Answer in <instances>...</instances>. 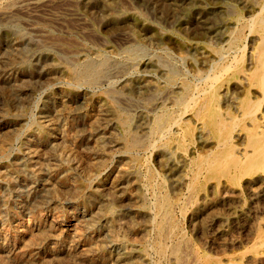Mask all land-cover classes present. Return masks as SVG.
Masks as SVG:
<instances>
[{
  "label": "rangeland",
  "instance_id": "rangeland-1",
  "mask_svg": "<svg viewBox=\"0 0 264 264\" xmlns=\"http://www.w3.org/2000/svg\"><path fill=\"white\" fill-rule=\"evenodd\" d=\"M23 3L24 0H0V263L126 264L122 260L129 256L131 260H127L130 264H264V245L261 243L264 238V210L261 209L264 208V167H259L255 172L227 169L230 162L227 159L223 163L221 159L226 156L228 141L235 139L238 143H244L245 130L252 122L251 117L241 113L237 119L228 120L227 127L222 131V136L228 137L226 140L225 137L219 138L202 117V104H210L209 98L213 92L219 93V105L223 106L228 94L230 98H239L237 101L246 97L248 89L254 98L264 94L263 82L260 84L246 77V72L256 62L264 39V0H40L36 8L26 7ZM248 21L252 24L248 25ZM219 51L221 55L227 54L224 55L227 59ZM237 58L241 59L237 61ZM241 72H244L243 75ZM180 97L188 99L186 106L176 102ZM107 98H110V102ZM110 103L114 105L113 108ZM261 107L264 108V105ZM122 110L128 117L129 130L139 138L135 144L137 146L131 149L125 145L124 128L118 119V113ZM159 114L165 115L167 122L164 121L165 132L162 130L155 136L151 127ZM184 120L190 122L185 123ZM36 121H45L47 130H42V133ZM25 139L29 143V139L36 140L31 148L36 147L38 152L32 157L28 155L30 150ZM51 142L59 148L53 150ZM243 143L241 147L245 145ZM61 150L64 151L61 153ZM219 150L222 155H218L215 167L196 166L198 160L195 158L200 159L207 154L211 156ZM31 158L42 167L41 172L30 167L27 160ZM62 158L72 163L63 162ZM232 158L234 156L229 160ZM17 159L21 163L17 164ZM112 190H115L114 193ZM161 193L173 202V216L170 214L172 217H169V225H166L169 234L166 229L162 234L156 229L160 216L155 201L162 196ZM116 237H120L121 241ZM159 240L166 245L164 256L157 251ZM174 244L179 245V252L172 251ZM169 251L171 255H168ZM58 255L61 259L64 256L63 259ZM217 256L218 259L215 258Z\"/></svg>",
  "mask_w": 264,
  "mask_h": 264
},
{
  "label": "bare ground",
  "instance_id": "bare-ground-1",
  "mask_svg": "<svg viewBox=\"0 0 264 264\" xmlns=\"http://www.w3.org/2000/svg\"><path fill=\"white\" fill-rule=\"evenodd\" d=\"M16 2V1H15ZM258 3V2H257ZM24 5H26V7L29 5V6H32V7H35L36 8V6L38 7V5L40 4V0H24V3H23ZM42 5V4H41ZM264 5V4H263ZM23 6V5H22ZM264 7V6H263ZM262 7V8H263ZM19 9V8H18ZM13 10V9H12ZM261 10V9H260ZM259 9H258V11H260ZM257 12V11H256ZM255 12V13H256ZM260 13V16H261V12H259ZM251 14V13H250ZM264 15V14H263ZM110 16V15H109ZM258 16V15H257ZM113 17V16H112ZM259 17V16H258ZM262 17V16H261ZM111 19V18H110ZM242 19V18H241ZM240 20V19H239ZM243 20H245V19H243ZM249 20H250V18H249ZM261 20V19H260ZM132 21V20H131ZM262 21V20H261ZM129 22V21H128ZM245 22V21H244ZM253 22H255V20H253ZM127 24V23H126ZM131 24V23H130ZM143 24V23H142ZM237 24V23H236ZM242 24V23H241ZM250 24H252V23H250ZM249 24V21H248V25H250ZM132 25V24H131ZM134 25V24H133ZM132 25V26H133ZM144 26V25H143ZM241 26V25H240ZM255 26H257V25H255ZM260 26V25H259ZM258 26V27H259ZM262 27V26H261ZM264 27V26H263ZM262 27V28H263ZM241 28V27H240ZM130 29V28H129ZM238 29V28H237ZM237 29H235V30H237ZM249 29V28H248ZM139 30V29H138ZM234 30V31H235ZM239 30H241V29H239ZM239 30H238V33H239ZM243 30V29H242ZM233 31V32H234ZM152 32V31H151ZM150 32V33H151ZM242 32V31H241ZM133 33V32H132ZM154 33V32H153ZM199 33H200V31H199ZM202 34V33H201ZM232 34V33H231ZM155 35V34H154ZM237 35V34H236ZM235 35V36H236ZM260 35H262V34H260ZM131 36V35H130ZM231 37V36H230ZM158 38H159V36H158ZM240 38V37H239ZM242 38V37H241ZM257 38V37H256ZM230 39V38H229ZM235 39V38H234ZM233 39V40H234ZM255 39V38H254ZM262 39V38H261ZM237 40V39H236ZM235 41V40H234ZM190 42V41H189ZM250 42V41H249ZM193 43H194V41H193ZM230 43V41L228 42V44ZM237 44H238V42H236ZM239 43H240V41H239ZM194 45V44H193ZM256 45V44H255ZM225 46V45H224ZM229 46V45H228ZM234 46V45H233ZM253 46V45H252ZM217 47V46H216ZM231 47V46H230ZM243 47H244V45H243ZM249 47H251V46H249ZM227 48H229V47H226V49ZM190 49V48H189ZM214 49V48H213ZM200 50H202V49H200ZM214 50H216V48L214 49ZM218 50V49H217ZM221 50V49H220ZM235 50V49H234ZM241 51H243L242 49H240ZM256 50V49H255ZM204 51V50H203ZM222 51V50H221ZM232 51V50H231ZM236 52L238 51V50H235ZM240 51V52H241ZM244 51H245V49H244ZM243 51V52H244ZM249 51V50H248ZM137 52V51H136ZM196 52H198V51H196ZM216 52H218V51H216ZM235 52V53H236ZM242 52V53H243ZM256 52H257V50H256ZM199 53V52H198ZM209 53V52H208ZM211 53V52H210ZM219 53H220V51H219ZM227 53V52H226ZM238 53V52H237ZM241 53V55H243ZM222 53H220V55H221ZM233 54V53H232ZM247 54H248V52H247ZM217 55H218V53H217ZM224 55H227V54H224ZM224 55H221V56H224ZM197 56V55H196ZM215 56V55H214ZM236 56V55H235ZM245 56H249V55H245ZM198 57H199V55H198ZM213 57V56H212ZM225 57V56H224ZM252 57V56H251ZM223 58V57H222ZM226 58V57H225ZM256 58L257 59H255L256 60V62H255V64L252 66V62H251V68H250V70L248 71V72H246V77H247V80H248V78L250 79H254V80H256V82H260V84H263L264 83V39H263V41H262V43H261V46H260V49H259V51H258V53H257V55H256ZM220 59V58H219ZM227 59V58H226ZM241 58H237V61H239ZM218 60V59H217ZM224 60V59H223ZM202 61V60H201ZM213 61V60H212ZM216 61V60H215ZM215 61H214V63H215ZM225 61V60H224ZM230 61V60H229ZM235 62V61H234ZM248 62V61H247ZM90 63V62H89ZM94 63V62H93ZM231 63V62H230ZM59 65L61 64V63H58ZM57 64V65H58ZM211 64V63H210ZM228 64V63H227ZM232 64V63H231ZM235 64V63H234ZM248 64V65H249ZM62 65V64H61ZM164 65V64H163ZM219 65V64H218ZM247 65V66H248ZM54 66V65H53ZM52 66V67H53ZM213 66V65H212ZM211 66V67H212ZM232 66H234V65H232ZM245 66V65H244ZM60 67V66H59ZM216 67V66H215ZM227 67V66H226ZM225 67V68H226ZM23 68V67H22ZM55 67H53V69H54ZM66 68V67H65ZM172 68V67H171ZM210 68V67H209ZM245 68V67H244ZM214 69V68H213ZM212 69V70H213ZM249 69V68H248ZM28 70V69H27ZM71 70V69H70ZM69 70V71H70ZM225 70V69H224ZM51 71V70H50ZM57 71V70H56ZM135 71V70H134ZM208 71V70H207ZM211 71V70H210ZM229 71H230V69H229ZM241 71V70H240ZM244 71V70H243ZM19 72H21V71H19ZM48 72V71H47ZM46 72V73H47ZM213 71H211V73H212ZM217 72V71H216ZM238 72V71H237ZM24 73H25V71H24ZM62 73H63V71H62ZM62 73H60V74H62ZM77 73V72H76ZM91 73V72H90ZM147 73V72H146ZM209 73V72H208ZM242 73V72H241ZM244 73V72H243ZM243 73H242V75H243ZM56 74V73H55ZM66 74V73H65ZM214 74H216V73H214ZM213 74V75H214ZM29 75V74H28ZM52 75V74H51ZM57 75V74H56ZM205 75H208V74H205ZM245 75V74H244ZM30 76V75H29ZM48 76V75H47ZM71 76H72V73H71ZM94 76V75H93ZM49 77V76H48ZM222 77V76H221ZM245 77V78H246ZM29 78V77H28ZM212 79H213V77H211ZM219 78V77H218ZM25 79V78H24ZM204 79V78H203ZM250 79V80H251ZM217 80V79H216ZM216 80H215V82H216ZM209 81H210V78H209ZM208 80H207V82H209ZM223 81V80H222ZM232 81V80H231ZM253 81V80H252ZM189 82V81H188ZM187 82V83H188ZM199 82V81H198ZM245 82V81H244ZM263 82V83H262ZM200 83V82H199ZM211 83V82H210ZM225 83V82H224ZM246 83V82H245ZM249 83V82H248ZM247 83V84H248ZM252 83V82H251ZM255 83V82H254ZM195 84V83H194ZM203 84H205V82H203ZM230 84H232V83H230ZM237 84V83H236ZM191 85H192V83H191ZM190 85V86H191ZM199 87H200V85L199 84H197ZM207 85V84H206ZM197 86V87H198ZM202 86V85H201ZM263 86V85H262ZM187 87V86H186ZM196 87V88H197ZM229 87V86H228ZM234 87V86H233ZM261 87V86H260ZM191 88V87H190ZM205 88H207V86L205 87ZM204 88V89H205ZM239 88V87H238ZM226 89V88H225ZM229 89V88H228ZM231 89V88H230ZM237 89V88H236ZM262 89V88H261ZM180 90V89H179ZM188 90V89H187ZM187 90H186V92H187ZM196 90H198V88L196 89ZM203 90V89H202ZM238 90V89H237ZM178 91V90H177ZM190 91V90H189ZM191 91H192V89H191ZM231 91V90H230ZM253 91V90H252ZM256 91V90H255ZM182 92H183V90H182ZM193 92V91H192ZM197 92V91H196ZM199 92V91H198ZM240 92V91H239ZM264 92V91H263ZM180 93V92H179ZM223 93H225L224 91H223ZM232 93V92H231ZM257 93V92H256ZM66 94V93H65ZM64 95V94H63ZM185 95H187V93L185 94ZM224 95V94H223ZM231 95V94H230ZM234 95V94H233ZM182 96V95H181ZM190 96H192V95H190ZM197 96V95H196ZM227 96V95H226ZM246 97H244V99H242V100H240V101H237V99H239V98H237V97H229V94H228V99H226V103H225V105L223 106V105H219V101H218V98H219V93H216V92H213L212 94H211V96H210V104L209 105H207V104H202V108H203V115H202V117L205 119V120H207L208 121V124L211 126V128L213 129V131L215 132V134L219 137V138H223V137H225L224 139L226 140V138H228V137H226V136H222V131L227 127V125H228V120H230V121H232L233 119H237L236 117L238 116V115H240L241 113H242V115H244V116H250L251 117V123H250V126L248 127V128H246V130H245V140H244V143H245V145H243V147H241L240 146V144L241 143H243V141L242 142H239L238 143V141L236 142V140L234 139V140H231V141H228L227 143V152H226V156L225 157H221V159H223L224 160V162L223 163H225V161L228 159V161L230 162V164L227 166V169H233V168H236V169H246L248 172H255L256 170H258V168L259 167H264V108H262L261 106L262 105H264V94H262L260 97H257L256 96V98H254V96H251V92H250V89H248V92H247V94L245 95ZM67 97V96H66ZM66 97H65V100H66ZM98 97V96H97ZM96 97V98H97ZM104 97H105V95H104ZM60 98V97H59ZM64 98V97H63ZM62 98V99H63ZM191 98V97H190ZM61 99V98H60ZM108 99V98H107ZM110 99V98H109ZM109 99H108V101H109ZM176 99V98H175ZM196 99V98H195ZM163 100V99H162ZM187 100L188 99H186V97H180L176 102H178L179 104H181V105H185L186 104V102H187ZM199 100V99H198ZM223 100V99H222ZM236 100V101H235ZM63 101V100H62ZM103 101H105V100H103ZM112 101V100H111ZM196 101V100H195ZM206 101V100H205ZM235 101V102H234ZM67 102V101H66ZM94 102V101H93ZM110 102V101H109ZM113 102V101H112ZM111 102V103H112ZM199 102V101H198ZM208 102V101H207ZM222 102V101H221ZM102 103V102H101ZM100 103V104H101ZM105 103V102H104ZM111 103H110V105H111ZM189 103V102H188ZM190 103H191V101H190ZM223 103V102H222ZM196 104V103H195ZM97 105V104H96ZM174 105V104H173ZM176 105V104H175ZM178 105V104H177ZM189 105V104H188ZM187 105V106H188ZM192 105H194V103L192 104ZM198 105V104H197ZM62 106V105H61ZM60 106V107H61ZM101 106V105H100ZM99 106V107H100ZM114 106V105H113ZM113 106L111 105V107L113 108ZM117 106V105H116ZM116 106H115V108H116ZM179 106V105H178ZM186 106V105H185ZM199 106H201V105H199ZM198 106V107H199ZM99 107H97V109L99 108ZM107 108V107H106ZM188 108V107H187ZM186 108V109H187ZM191 108V107H190ZM194 108V107H193ZM60 109V108H59ZM94 109V108H93ZM102 109H103V107H102ZM119 109V108H118ZM169 109V108H168ZM172 109V108H171ZM184 109V108H183ZM200 109V108H199ZM199 109H198V112L200 113L201 111H199ZM107 110V109H106ZM106 110H103V111H106ZM257 110H259V113H257ZM99 111V110H98ZM183 111H185V110H182V112ZM197 111V110H196ZM114 112V111H113ZM116 112V111H115ZM179 112V111H178ZM197 112V114L199 115V113ZM110 113V112H109ZM185 113H186V111H185ZM92 114V113H91ZM97 114H99V113H97ZM101 114H103V113H101ZM126 113H123V110L121 111V113H118V119L120 120V122H121V124L123 125V128H124V137H125V145H126V147L127 148H132L133 146H137V145H135L136 143H137V141H139L138 139L139 138H136L134 135V133L132 132L131 133V131L129 130V128H128V124H129V122H128V117L125 115ZM172 114V113H171ZM174 114V113H173ZM177 114V113H176ZM184 114V113H183ZM90 115V114H89ZM104 115V114H103ZM114 115V114H113ZM178 115H179V113H178ZM96 116H99V115H96ZM105 116V115H104ZM180 116H182V114L180 115ZM190 116V115H189ZM195 116V115H194ZM169 117H170V115H169ZM197 117V116H196ZM116 117H114V119H115ZM165 115H156V117H155V119H154V122H153V126L151 127V132H152V134H155V136H156V133H159V132H161L162 130H163V126H164V124H166L164 121H166L165 119ZM172 118V117H171ZM176 118V117H175ZM195 118V117H194ZM199 118V117H198ZM41 119V118H40ZM44 119V118H43ZM94 119V118H93ZM101 119H102V117H101ZM113 119V118H112ZM169 120H171L170 118H168ZM178 119H179V117H178ZM197 119V118H196ZM239 119V118H238ZM104 120V119H103ZM106 120V119H105ZM168 120V121H169ZM195 120V119H194ZM42 121V120H41ZM41 121L39 122V123H37V121H36V123L38 124L37 126L41 129V131L43 130V131H45V130H47V129H45V128H47V126H48V124L46 125V124H44L45 123V121H44V123H41ZM101 121V120H100ZM115 120H113V122H114ZM174 121V120H173ZM185 121V120H184ZM187 121V120H186ZM186 121H185V123H186ZM189 121V120H188ZM187 121V122H188ZM246 121V120H245ZM98 122V121H97ZM96 122V123H97ZM109 122H110V120H109ZM167 122V121H166ZM181 122V121H180ZM190 122V121H189ZM238 122V121H237ZM242 122V121H241ZM250 122V121H249ZM93 123V122H92ZM95 123V124H96ZM102 123V122H101ZM116 123V122H115ZM177 123V122H176ZM176 123H174V124H176ZM196 123V122H195ZM235 123V122H234ZM98 124V123H97ZM105 124V123H104ZM119 124V123H118ZM170 124V123H169ZM192 124V123H191ZM194 124V123H193ZM236 124V123H235ZM248 124V123H247ZM102 125V124H101ZM182 125V124H181ZM180 125V126H181ZM185 125V124H184ZM234 125V124H233ZM52 126V125H51ZM121 126V125H120ZM169 126V125H168ZM172 126V125H171ZM176 126V125H175ZM174 126V127H175ZM180 126H178V128L180 127ZM199 126V125H198ZM232 126V125H231ZM244 126V125H243ZM98 127V126H97ZM101 127V126H100ZM109 127V126H108ZM129 127H130V124H129ZM173 127V126H172ZM235 127V126H234ZM106 128V127H105ZM115 128V127H114ZM166 128V127H165ZM170 128V127H169ZM177 128V127H176ZM190 128V127H189ZM192 128V127H191ZM190 128V129H191ZM110 129V128H109ZM116 129V128H115ZM173 129V128H172ZM180 129V128H179ZM193 129L195 130V127H193ZM237 129V128H236ZM239 129V128H238ZM49 130V129H48ZM97 130V129H96ZM112 130H113V127H112ZM119 130V129H118ZM166 130V129H165ZM38 131V130H37ZM43 131H42V133H43ZM99 131V130H98ZM122 131H123V129H122ZM164 131V130H163ZM190 131V130H189ZM57 132V131H56ZM97 132V131H96ZM165 132V131H164ZM170 132V131H169ZM172 132V131H171ZM170 132V133H171ZM181 132V131H180ZM192 132V131H191ZM8 133V132H7ZM38 133V132H37ZM46 133H48L47 131H46ZM45 133V134H46ZM120 133V132H119ZM118 133V134H119ZM178 133V132H177ZM183 133V132H182ZM232 133V132H231ZM9 134V133H8ZM28 134V133H27ZM44 134V135H45ZM60 134V133H59ZM107 134V133H106ZM134 134V135H133ZM151 134V133H150ZM151 134V135H152ZM168 134V133H167ZM193 134V133H192ZM233 134H235V133H233ZM243 134V133H242ZM35 135L36 134H34V137H35ZM40 135H42V134H40ZM51 135V134H50ZM54 135V134H53ZM91 135V134H90ZM99 135V134H98ZM101 135V134H100ZM112 135V134H111ZM150 135V136H151ZM180 135V134H179ZM178 135V136H179ZM184 135V134H183ZM182 135V136H183ZM186 135H187V133H186ZM198 135V134H197ZM232 135V134H231ZM238 135V134H237ZM235 136V137H238V136ZM8 136H10V135H8ZM12 136V135H11ZM103 136H104V134H103ZM154 136V137H155ZM159 136H161V135H159ZM168 136V135H167ZM166 136V137H167ZM177 136V137H178ZM204 136V135H203ZM242 136V135H241ZM7 137V136H6ZM42 137H44V136H42ZM95 137V136H94ZM100 137V136H99ZM114 137V136H113ZM137 137H139V136H137ZM158 137V136H157ZM185 137V136H184ZM183 137V138H184ZM12 138V137H11ZM31 138V137H30ZM38 138H40V136L39 137H37V138H34V139H38ZM50 138V137H49ZM58 138V137H57ZM122 138V137H121ZM152 138H153V136H152ZM171 138V137H170ZM188 138V137H187ZM199 138V137H198ZM232 139H233V137H231ZM17 139V138H16ZM31 139H33V138H31ZM44 139V138H43ZM54 139V138H53ZM61 139V138H60ZM113 139V138H112ZM118 139V138H117ZM177 139V138H176ZM223 139V140H224ZM26 140V139H25ZM24 140V141H25ZM101 140V139H100ZM120 140V139H119ZM153 140H155V139H153ZM165 140V139H164ZM171 140V139H170ZM181 140V139H180ZM183 140V139H182ZM224 140V141H225ZM227 140H229V139H227ZM239 140V139H238ZM27 141V140H26ZM29 141H30V143L28 142L27 144H26V146L27 147H29V157L31 156H34L38 151L36 150L37 148L35 147V149L34 148H31V147H33V145L36 143V140H33V141H31L30 139H29ZM39 141V140H38ZM61 141H62V139H61ZM91 141V140H90ZM114 141V140H113ZM123 141V140H122ZM141 141V140H140ZM191 141V140H190ZM41 142V141H40ZM53 142V141H52ZM50 143V147L53 149V150H56V148L58 147H56L55 146V144L54 143ZM154 142V141H153ZM168 142H169V140H168ZM198 142V141H197ZM214 142H215V140H214ZM222 142V141H221ZM58 143V142H57ZM95 143V142H94ZM105 143H107V142H105ZM116 143V142H115ZM118 143H120V142H118ZM140 142H138V144H139ZM148 143H149V141H148ZM152 143V142H151ZM170 143V142H169ZM176 143V142H175ZM187 143H188V141H187ZM191 143V142H190ZM192 143H195V142H192ZM223 143V142H222ZM243 143V144H244ZM22 144V143H21ZM20 144V145H21ZM97 144V143H96ZM153 144V143H152ZM165 144V143H164ZM177 144V143H176ZM176 144L174 145V146H176ZM205 144V143H204ZM95 145V144H94ZM105 145V144H104ZM121 145V144H120ZM151 145V144H150ZM186 145V144H185ZM193 145V144H192ZM201 145V144H200ZM206 145V144H205ZM222 145V144H221ZM225 145V144H224ZM22 146V145H21ZM44 146V145H43ZM61 146V145H60ZM64 146V145H63ZM66 146V145H65ZM149 146V145H148ZM166 146V145H165ZM183 146V145H182ZM189 146V145H188ZM195 146V145H194ZM193 146V147H194ZM216 146V145H215ZM219 146V145H218ZM48 147V146H47ZM102 147H104L103 145H102ZM109 147V146H108ZM203 147V146H202ZM4 148V147H3ZM22 148V147H21ZM31 148V149H30ZM50 148V149H51ZM59 148V147H58ZM62 148V147H61ZM177 148V147H176ZM182 148V147H181ZM201 148V147H200ZM220 148V147H219ZM2 149V148H1ZM6 149V148H5ZM5 149H3V150H5ZM38 149H40V148H38ZM42 149V148H41ZM44 149H45V147H44ZM47 149V148H46ZM86 149V148H85ZM99 149V148H98ZM104 149V148H103ZM153 149V148H152ZM162 149V148H161ZM160 149V150H161ZM185 149V148H184ZM222 149V148H221ZM19 150V149H18ZM23 150V149H22ZM21 150V151H22ZM47 150H49V148L47 149ZM47 150H45L46 152H47ZM52 150V151H53ZM106 150V149H105ZM104 150V151H105ZM107 150H108V148H107ZM107 150H106V152H107ZM133 150H135V149H133ZM159 150V149H158ZM177 150V149H176ZM191 150V149H190ZM20 151V150H19ZM64 151V150H63ZM62 150H61V153L63 152ZM103 151V150H102ZM115 151V150H114ZM128 151V150H127ZM130 151V150H129ZM162 151H164V150H162ZM180 151V150H179ZM192 151H194V150H192ZM209 151V150H208ZM215 151V150H214ZM5 152V151H4ZM25 152V151H24ZM27 152V151H26ZM42 152H44V150L42 151ZM41 152V153H42ZM50 152V151H49ZM65 152H66V148H65ZM100 152V151H99ZM105 152V153H106ZM134 152V151H133ZM173 152V151H172ZM60 153V154H61ZM68 153H69V150H68ZM183 153V152H182ZM197 153V152H196ZM200 153V152H199ZM212 152L210 151V154H211ZM4 154V153H3ZM19 154V153H18ZM20 154H22V153H20ZM25 154H27V153H25ZM44 154H47V153H44ZM158 154H159V152H158ZM163 154V153H162ZM169 154H171V153H169ZM185 154H186V152H185ZM205 154V153H204ZM51 155V154H50ZM58 155V154H57ZM62 155V154H61ZM75 155V154H74ZM92 155H94V154H92ZM101 155V154H100ZM104 155V154H103ZM106 155H107V153H106ZM106 155H105V158H106ZM177 155V154H176ZM183 155V154H182ZM194 155V154H193ZM202 155V154H201ZM213 155V154H212ZM208 156V154H207V156H201V158L200 159H198V158H195V159H197L198 161L196 162V160H194L196 163L195 164H197L196 166H205L204 168H206V167H215V165L217 164V157H218V155L219 156H221L222 154H221V152H220V150H219V152H217L216 154L214 153V155L213 156ZM25 156V155H24ZM23 156V157H24ZM42 156H43V154H42ZM48 156V155H47ZM60 156V155H59ZM73 156V155H72ZM71 156V157H72ZM165 155H163V157H164ZM179 156V155H178ZM180 156H181V152H180ZM183 156H185V155H183ZM231 156H234V158H232L231 159V161L229 160V158L231 157ZM22 157V158H23ZM41 157V156H40ZM39 157V158H40ZM58 157V156H57ZM56 157V158H57ZM62 157V156H61ZM64 157H65V153H64ZM68 157V156H67ZM100 157V156H99ZM98 157V158H99ZM145 157V156H144ZM160 157H162V156H160ZM191 157V156H190ZM198 157V156H197ZM36 158V157H35ZM50 158V157H49ZM48 158V159H49ZM55 158V159H56ZM69 158V157H68ZM73 158V157H72ZM72 158H71V160H72ZM94 158V157H93ZM137 158V157H136ZM182 158V157H181ZM189 158V157H188ZM27 159V158H26ZM32 160H27V161H29L30 162V164H31V166L30 167H32V169L34 170V171H36V172H38V171H40L41 172V170H42V167L40 166V165H38V163L37 162H35V161H33V158H31ZM47 159V160H48ZM95 159V158H94ZM97 159V158H96ZM140 159V158H139ZM183 159H184V157H183ZM44 160V159H43ZM46 160V159H45ZM62 160H63V162H66V163H68V164H71L72 163V161H70L69 159H63L62 158ZM74 160V159H73ZM75 160H77V157H76V159ZM135 160H137V159H135ZM141 160V159H140ZM139 160V161H140ZM171 160V159H170ZM191 160V159H190ZM26 161V160H25ZM39 161H40V159H39ZM49 161V160H48ZM48 161H46L47 163H48ZM56 161V160H55ZM142 161V160H141ZM172 161V160H171ZM53 162V161H52ZM95 162V161H94ZM98 162V161H97ZM97 162H95V163H97ZM103 162V161H102ZM166 162V161H165ZM169 162V161H168ZM183 162H184V160H183ZM16 163L17 164H19V163H21V162H19V159H17L16 160ZM62 163V162H61ZM95 163H92V164H95ZM105 163V162H104ZM191 163V162H190ZM25 164V163H24ZM29 164V165H30ZM167 164V163H166ZM174 164V163H173ZM173 164H171V166L173 165ZM193 164V163H192ZM220 165H221V163H219ZM27 165V164H26ZM44 165V164H43ZM50 165V164H49ZM53 165V164H52ZM99 165V164H98ZM169 165V164H168ZM168 165H166L167 167H168ZM194 165V164H193ZM219 165V166H220ZM54 166V165H53ZM73 166V165H72ZM144 166V165H143ZM191 166V165H190ZM189 166V167H190ZM218 166V167H219ZM222 166V165H221ZM220 166V167H221ZM50 168H51V166H49ZM71 167V166H70ZM74 167V166H73ZM79 167V166H78ZM217 167V168H218ZM223 167V166H222ZM43 168H44V166H43ZM45 168H47L46 166H45ZM49 168V169H50ZM66 168H68V167H66ZM72 168V167H71ZM80 168V167H79ZM78 168V169H79ZM141 168V167H140ZM177 168V167H176ZM52 169V168H51ZM70 169V168H69ZM68 169V170H69ZM77 169V170H78ZM95 169V168H94ZM148 169H150V168H148ZM147 169V170H148ZM187 169L188 168H186V172H187ZM191 168H189V170H190ZM196 169V168H195ZM198 169V168H197ZM216 169V168H215ZM261 169V168H260ZM264 169V168H263ZM44 170V169H43ZM48 170V169H47ZM84 170H86V169H84ZM180 170V169H179ZM181 170H183L182 168H181ZM181 170H180V172H181ZM245 170V171H246ZM262 170V169H261ZM64 171V170H63ZM81 171V170H80ZM88 171V170H87ZM98 171V170H97ZM136 171V170H135ZM148 171H150V170H148ZM176 171H177V169H176ZM193 171H195V170H193ZM201 171V170H200ZM199 171V172H200ZM206 171V170H205ZM235 171V170H234ZM237 171V170H236ZM7 172V171H6ZM62 172V171H61ZM68 172V171H67ZM84 172V171H83ZM90 172H91V170H90ZM100 172V171H99ZM125 172V171H124ZM190 172V171H189ZM229 172V171H228ZM239 172H241V171H239ZM9 173H10V171H9ZM12 173V172H11ZM85 173V172H84ZM88 173V172H87ZM96 173V172H95ZM168 173V172H167ZM174 173V172H173ZM202 173V172H201ZM200 173V174H201ZM235 173H237V172H235ZM234 173V174H235ZM241 173H244V172H241ZM247 173V172H246ZM36 174H38V173H36ZM50 174V173H49ZM80 174V173H79ZM133 174V173H132ZM135 174V173H134ZM148 174V173H147ZM149 174H151V173H149ZM158 174V173H157ZM170 174V173H169ZM177 174V173H176ZM175 174V175H176ZM220 174V173H219ZM228 174H230V172L228 173ZM6 175V174H5ZM70 175V174H69ZM97 175H99V174H97ZM125 175H127V174H125ZM174 175V174H173ZM178 175H179V172H178ZM189 175V174H188ZM194 175V174H193ZM203 175V174H202ZM238 175H240V174H238ZM237 175V176H238ZM243 175V174H242ZM241 175V176H242ZM58 176V175H57ZM84 176V175H83ZM86 176H88L87 174H86ZM148 176V175H147ZM151 176V175H150ZM167 176V175H166ZM185 177H186V174L184 175ZM192 176V175H191ZM196 176V175H195ZM217 176H219V175H217ZM85 177V176H84ZM90 177H92V176H90ZM94 177V176H93ZM97 177V176H96ZM136 177V176H135ZM175 177V176H174ZM183 177V176H182ZM197 177H198V175H197ZM151 178V177H150ZM195 178V177H194ZM229 178V177H228ZM103 179V178H102ZM162 179V178H161ZM193 179V178H192ZM209 179V178H208ZM220 179V178H219ZM218 179V180H219ZM238 179V178H237ZM51 180V179H50ZM86 180V179H85ZM89 180V179H88ZM90 180H92V179H90ZM153 180V179H152ZM152 180H149V181H152ZM156 180H157V178H156ZM185 180V179H184ZM238 180H241V179H238ZM73 181V180H72ZM148 181V182H149ZM162 181V180H161ZM176 181V180H175ZM187 181V180H186ZM185 181V182H186ZM191 181V180H190ZM208 181V180H207ZM213 181V180H212ZM220 181V180H219ZM222 181V180H221ZM228 181H229V179H228ZM111 182V181H110ZM122 182V181H121ZM154 182V181H153ZM157 182H159L158 180H157ZM195 182V181H194ZM252 182V181H251ZM255 182V181H254ZM147 183V182H146ZM155 183H156V181H155ZM154 183V184H155ZM163 183V182H162ZM174 183V182H173ZM176 183V182H175ZM174 183V184H175ZM184 183V182H183ZM188 183V182H187ZM190 183V182H189ZM188 183V184H189ZM198 183V182H197ZM109 184V183H108ZM150 184V183H149ZM158 185H159V183H157ZM157 184H156V186H157ZM191 184V183H190ZM210 184V183H209ZM219 184V183H218ZM226 184H227V182H226ZM240 184V183H239ZM114 185V184H113ZM116 185V184H115ZM153 185V184H152ZM151 184H150V186H152ZM184 185V184H183ZM187 185V184H186ZM195 185V184H194ZM229 185H230V183H229ZM59 186V185H58ZM88 186V185H87ZM149 186V185H148ZM154 186V185H153ZM175 186V185H174ZM180 186H181V184H180ZM233 186V185H232ZM242 186V185H241ZM240 186V187H241ZM246 186V185H245ZM57 187V186H56ZM65 187V186H64ZM110 187V186H109ZM191 187V186H190ZM196 187H198V186H196ZM220 187V186H219ZM238 187V186H237ZM261 187V186H260ZM260 187H258V188H260ZM53 188V187H52ZM150 188V187H149ZM161 188V187H160ZM163 188V187H162ZM213 188V187H212ZM215 188V187H214ZM232 188V187H231ZM70 189V188H69ZM73 189V188H72ZM112 189V188H111ZM114 189V188H113ZM151 189V188H150ZM159 189V187L157 188V190ZM188 189H189V186H188ZM193 190L194 189H196V188H192ZM233 189V188H232ZM250 189H253L254 190V188H250ZM261 189V188H260ZM61 190H63V189H61ZM116 190V189H115ZM114 190V191H115ZM153 190V189H152ZM185 190H187V189H185ZM226 190V189H225ZM240 190V189H239ZM63 191H65V190H63ZM62 191V192H63ZM71 191V190H70ZM101 191V190H100ZM113 191V190H112ZM114 191H113V193H114ZM127 191V190H126ZM159 191V190H158ZM160 191H162V190H160ZM166 191V190H165ZM217 191V190H216ZM228 191V190H227ZM241 191H243V189L241 190ZM240 191V192H241ZM257 191V190H256ZM51 192H53V189H52V191ZM106 192V191H105ZM105 192H103V193H105ZM118 192H120V191H118ZM153 192V191H152ZM187 192H188V190H187ZM193 192V191H192ZM191 192V193H192ZM224 192V191H223ZM252 192V191H251ZM250 192V193H251ZM54 193V192H53ZM57 193V192H56ZM72 193V192H71ZM194 193H195V191H194ZM197 193H198V191H197ZM229 193V192H228ZM233 193V192H232ZM239 193V192H238ZM237 193V194H238ZM69 194V193H68ZM74 194V193H73ZM72 194V195H73ZM76 194H77V192H76ZM75 194V195H76ZM102 194V193H101ZM159 194V193H158ZM158 194H155L154 193V195H158ZM220 194V193H219ZM66 195V194H65ZM98 195V194H97ZM104 195V194H103ZM106 195V194H105ZM154 195H152V196H154ZM161 195H162V193H161ZM188 195V194H187ZM239 195V194H238ZM255 195H256V193H255ZM258 195V194H257ZM55 196V195H54ZM57 196V195H56ZM66 196H68V195H66ZM70 196V195H69ZM74 196V195H73ZM109 196V195H108ZM107 196V197H108ZM112 196V195H111ZM117 196V195H116ZM115 196V197H116ZM160 196V195H159ZM158 196V197H159ZM191 196L192 195H190V198H191ZM216 196V195H215ZM221 196V195H220ZM234 196V195H233ZM64 197V196H63ZM94 197V196H93ZM99 197V196H98ZM106 197V198H107ZM142 197V196H141ZM185 197H186V195H185ZM193 197H194V195H193ZM197 197V196H196ZM213 197V196H212ZM217 197V196H216ZM235 197V196H234ZM261 197V196H260ZM69 198V197H68ZM97 198V197H96ZM110 198V197H109ZM143 198V197H142ZM155 198V197H154ZM171 198V197H170ZM188 198H189V196H188ZM243 198V197H242ZM258 198V197H257ZM59 199H61V198H59ZM114 199V198H113ZM120 199V198H119ZM141 199V198H140ZM139 199V200H140ZM147 199V198H146ZM157 200L155 201V202H157V205H155V208H156V206L158 207L157 209H159V216H160V218H159V220H158V223H157V228L156 229H158V233H160V234H162L164 231H165V229H166V225H169V223L167 224V222H168V219H169V217L172 215L171 214V202H172V200L170 201V199L165 195L164 197H163V195L161 196V197H159V198H156ZM172 199V198H171ZM183 199H184V197H183ZM186 199V198H185ZM221 199H223V198H221ZM228 199V198H227ZM262 199V198H261ZM261 199H260V201H261ZM142 200V199H141ZM144 200H145V198H144ZM179 200V199H178ZM177 200V201H178ZM188 200V199H187ZM264 200V199H263ZM180 201V200H179ZM178 201V202H179ZM190 201H191V199H190ZM257 201H258V199H257ZM154 202V201H153ZM175 202V201H174ZM193 202V201H192ZM191 202V203H192ZM204 202V201H203ZM208 202V201H207ZM209 202H210V200H209ZM237 202V201H236ZM264 202V201H263ZM144 203H146V202H144ZM173 203V202H172ZM180 203V202H179ZM191 203H190V205H191ZM198 203V202H197ZM246 203H248V202H246ZM254 203V202H253ZM141 204H142V202H141ZM147 204H148V202H147ZM187 204V203H186ZM193 204V203H192ZM199 204V203H198ZM257 204V203H256ZM152 205V204H151ZM172 205H174V204H172ZM180 205V204H179ZM178 205V206H179ZM188 205H189V203H188ZM221 205H223V204H221ZM246 205V204H245ZM176 206V205H175ZM182 206V205H181ZM194 206V205H193ZM244 206V205H243ZM174 207V206H173ZM184 207H186V208H188V206H184ZM216 207V206H215ZM241 207V206H240ZM179 208V207H178ZM182 208V207H181ZM191 208V207H190ZM220 208V207H219ZM224 208V207H223ZM238 208V207H237ZM254 208V207H253ZM255 208H257V207H255ZM185 209V208H184ZM259 209V208H258ZM262 210H264V208H261ZM180 210V209H179ZM261 210V211H262ZM182 211V210H181ZM188 211V210H187ZM191 211V210H190ZM189 211V212H190ZM209 211V210H208ZM207 211V212H208ZM211 211V210H210ZM221 211V210H220ZM237 211V210H236ZM241 211V210H240ZM256 211V210H255ZM260 211V210H259ZM109 212H111V211H109ZM155 211H153V214H154V216L156 215V213H154ZM222 212V211H221ZM247 212H249V211H247ZM246 212V213H247ZM183 213V212H182ZM186 213V212H185ZM211 213V212H210ZM171 214V215H170ZM219 214V213H218ZM227 214V213H226ZM257 214V213H256ZM259 214V213H258ZM185 215V214H184ZM210 215V214H209ZM222 215V214H221ZM228 215V214H227ZM93 216V215H92ZM151 216H153L152 214H151ZM173 216V215H172ZM171 216V217H172ZM211 216V215H210ZM259 216V215H258ZM96 217H98V216H96ZM156 217V216H155ZM230 217V216H229ZM175 218V217H174ZM244 218H246V217H244ZM45 219V218H44ZM94 219V218H93ZM92 219V220H93ZM173 219V218H172ZM220 219V218H219ZM255 219V218H254ZM257 219V218H256ZM120 220V219H119ZM202 220V219H201ZM246 220V219H245ZM251 220H253V219H251ZM250 220V221H251ZM258 220V219H257ZM261 220V219H260ZM259 220V221H260ZM90 221V220H89ZM155 221V220H154ZM153 221V222H154ZM174 221H175V219H174ZM235 221V220H234ZM41 222V221H40ZM152 222V221H151ZM178 222V221H177ZM227 222V221H226ZM236 222H237V220H236ZM248 222V221H247ZM119 223V222H118ZM130 223V222H129ZM128 223V224H129ZM156 223V222H155ZM173 223V222H172ZM175 223V222H174ZM212 223V222H211ZM260 223V222H259ZM258 223V224H259ZM264 223V222H263ZM218 224V223H217ZM253 224V223H252ZM261 224V223H260ZM38 225V224H37ZM52 225V224H51ZM173 225V224H172ZM172 225H170V226H172ZM264 225V224H263ZM30 226V225H29ZM32 226V225H31ZM44 226V225H43ZM125 226V225H124ZM176 226H178V225H176ZM175 226V227H176ZM213 226V225H212ZM37 227V226H36ZM45 227H46V225H45ZM117 227V226H116ZM229 227V226H228ZM249 227H250V225H249ZM248 227V228H249ZM255 227V226H254ZM256 227H258L257 225H256ZM32 228H33V226H32ZM180 228V227H179ZM209 228V227H208ZM222 228V227H221ZM31 228H29V230H30ZM42 229V228H41ZM41 229H39V230H41ZM109 229V228H108ZM107 229V230H108ZM113 229V228H112ZM111 229V230H112ZM183 229V228H182ZM182 229H180V231L182 230ZM216 229V228H215ZM38 230V231H39ZM110 230V231H111ZM153 230V229H152ZM152 230H151V232H152ZM211 230V229H210ZM220 230V229H219ZM243 230H244V228H243ZM31 231H33V230H31ZM37 231V230H36ZM47 231V230H46ZM147 231V230H146ZM166 231H167V233L169 234V232H170V230H167L166 229ZM175 231H176V228H175ZM174 231V232H175ZM179 231V230H178ZM207 231V230H206ZM232 231V230H231ZM30 232V231H29ZM40 232H42V231H40ZM39 232V233H40ZM49 232V231H48ZM96 232V231H95ZM94 232V233H95ZM105 232V231H104ZM108 232H109V230H108ZM143 232V231H142ZM141 232V233H142ZM154 232V231H153ZM38 233V232H37ZM45 233V232H44ZM51 233V232H50ZM92 233V232H91ZM112 233V232H111ZM114 233V232H113ZM172 234H174L173 232H171ZM170 233V234H171ZM208 233V232H207ZM215 233V232H214ZM214 233H212V234H214ZM49 234V233H48ZM59 234V233H58ZM61 234V233H60ZM59 234V235H60ZM89 234V233H88ZM150 234V233H149ZM155 234V233H154ZM171 234V235H172ZM185 234V233H184ZM183 233H182V235H184ZM211 234V233H210ZM218 234V233H217ZM222 234V233H221ZM220 234V235H221ZM227 234V233H226ZM36 235V234H35ZM47 235V234H46ZM56 235V234H55ZM95 235V234H94ZM98 235V234H97ZM96 235V236H97ZM111 235H115V234H111ZM146 235V234H145ZM144 235V236H145ZM164 235V234H163ZM170 235V236H171ZM177 235V234H176ZM208 235V234H207ZM260 235H262V233H260ZM28 236V235H27ZM105 236H107L106 234H105ZM116 236V235H115ZM124 236V235H123ZM144 236H142V237H144ZM166 236V235H165ZM169 236V237H170ZM212 236V235H211ZM25 237V236H24ZM29 237V236H28ZM59 237V236H58ZM92 237V236H91ZM97 237H99V238H101V236H97ZM108 237V236H107ZM121 237V236H120ZM119 237V238H120ZM125 237H127V236H125ZM125 237H123V239H125ZM147 237V236H146ZM152 237H154V236H152ZM180 237V236H179ZM182 237V236H181ZM180 237V238H181ZM206 237V236H205ZM221 237V236H220ZM242 237V236H241ZM35 238V237H34ZM39 238V237H38ZM93 238V237H92ZM95 238V237H94ZM102 238H103V236H102ZM114 238V237H113ZM117 238V237H116ZM119 238H117V239H119ZM166 238H168V236L166 237ZM176 238V237H175ZM180 238H179V240H180ZM187 238V237H186ZM213 238H214V236H213ZM245 238V237H244ZM22 239V238H21ZM27 239V238H26ZM25 239V240H26ZM36 239V238H35ZM44 239H47V238H44ZM87 239V238H86ZM88 239H90V238H88ZM123 239H122V241H123ZM143 239V238H142ZM147 239H148V237H147ZM161 240H162V237L160 238ZM170 239V238H169ZM177 239V238H176ZM185 239V238H184ZM215 239V238H214ZM217 239V238H216ZM250 239V238H249ZM248 239V240H249ZM39 240H42V239H39ZM67 240V239H66ZM84 240V239H83ZM96 240V239H95ZM95 240H94V243H95ZM110 240V239H109ZM108 240V241H109ZM114 240V239H113ZM126 241H127V239H125ZM130 241L132 240V239H129ZM128 240V241H129ZM150 240V239H149ZM157 240H158V238H157ZM161 240H159L158 242H157V245H156V247H157V251H159V253H161V254H163V256L165 255V251H166V245L164 246V242L162 243V242H160ZM165 240V239H164ZM187 241H188V239H186ZM213 240V239H212ZM236 240V239H235ZM262 241H261V243L264 245V238L263 239H261ZM24 241V240H23ZM35 241V240H34ZM47 241H48V239H47ZM50 241V240H49ZM59 241V240H58ZM68 241V240H67ZM99 241H102V240H99ZM121 240L119 239V242H120ZM138 241V240H137ZM148 241V240H147ZM174 241V240H173ZM187 241H185V242H187ZM216 241V240H215ZM225 241V240H224ZM25 242H27V241H25ZM29 242H31V241H29ZM28 242V243H29ZM98 242V241H97ZM103 242V241H102ZM144 242V241H143ZM149 242V241H148ZM147 242V244H149ZM168 242V241H167ZM184 242V241H183ZM211 242V241H210ZM259 242V241H258ZM37 242H35V244H36ZM69 243V242H68ZM101 243V242H100ZM122 243V242H121ZM125 243V242H124ZM128 243V242H127ZM138 243V242H137ZM151 243V242H150ZM153 243V242H152ZM173 243V242H172ZM188 243V242H187ZM219 243V242H218ZM229 243H231V242H229ZM241 243V242H240ZM244 243H245V241H244ZM244 243H242L243 245H244ZM256 243V242H255ZM82 244V243H81ZM85 244V243H84ZM104 244V243H103ZM112 244V243H111ZM110 244V245H111ZM116 244V243H115ZM118 244V243H117ZM143 244H145V243H143ZM146 244V245H147ZM180 244H181V242H180ZM184 244V243H183ZM189 244V243H188ZM252 244V243H251ZM256 244H258V243H256ZM67 245V244H66ZM69 245V244H68ZM74 245V244H73ZM95 245V244H94ZM98 245V244H97ZM102 245V244H101ZM106 245V244H105ZM127 245H129V243L127 244ZM145 245V246H146ZM186 245V244H185ZM185 245H183V247L185 246ZM196 245V244H195ZM203 245V244H202ZM201 245V247H203ZM212 245V244H211ZM219 245V244H218ZM223 245V244H222ZM227 245V244H226ZM228 245H230V244H228ZM234 245V244H233ZM246 245V244H245ZM247 245H248V243H247ZM259 245H260V243H259ZM24 246V245H23ZM26 246H27V244H26ZM28 246H29V244H28ZM27 246V247H28ZM31 246H34L33 244H31ZM37 246V245H36ZM54 246V245H53ZM76 246V245H75ZM92 246H93V244H92ZM170 246V245H169ZM181 246V245H180ZM187 246V245H186ZM225 246V245H224ZM8 247V246H7ZM118 247H120V246H118ZM135 247V246H134ZM148 247H151V246H148ZM153 247V246H152ZM213 247H215V246H213ZM235 247V246H234ZM254 247H256V246H254ZM264 247V246H263ZM3 248V247H2ZM5 248V247H4ZM26 248V247H25ZM40 248V247H39ZM42 248H43V246H42ZM56 248V247H55ZM58 248V247H57ZM74 248V247H73ZM81 248V247H80ZM88 248V247H87ZM125 248V247H124ZM144 248V252H146V248L145 247H143ZM142 248V249H143ZM155 248V247H154ZM187 248V247H186ZM185 248V249H186ZM195 248V247H194ZM219 248V247H218ZM224 248V247H223ZM238 248V247H237ZM240 248V247H239ZM238 248V249H239ZM245 248V247H244ZM38 249V248H37ZM46 249V248H45ZM44 249V250H45ZM52 249H53V247H52ZM71 249V248H70ZM86 249V248H85ZM91 249V248H90ZM96 249V248H95ZM128 249V248H127ZM149 249V248H148ZM170 250H171V247L169 248ZM185 249H183V250H185ZM192 249V248H191ZM190 249V250H191ZM200 249V248H199ZM198 249V250H199ZM207 249V248H206ZM225 249V248H224ZM252 249V248H251ZM256 249V248H255ZM255 249H253V250H255ZM4 250V249H3ZM32 250V249H31ZM41 250V249H40ZM87 250V249H86ZM86 250L84 251V253L86 252ZM129 250V249H128ZM141 250V249H140ZM150 250V249H149ZM155 250V249H154ZM154 250H151V251H154ZM189 250V251H190ZM194 250V249H193ZM193 250H192V252H193ZM198 250H196V252L198 251ZM229 250V249H228ZM243 250V249H242ZM249 250V249H248ZM252 250V251H253ZM9 251V250H8ZM76 251V250H75ZM74 251V252H75ZM132 251V250H131ZM172 251H175V252H179V245H175L174 244V247H172ZM188 251V253L190 254V252ZM258 251V250H257ZM14 252V251H13ZM94 252V251H93ZM135 252V251H134ZM141 252V251H140ZM139 252V253H140ZM170 252V251H169ZM187 252V251H186ZM195 252V253H196ZM199 252V251H198ZM208 252V251H207ZM248 252V251H247ZM4 253V252H3ZM45 253V252H44ZM120 253V252H119ZM121 253H123V252H121ZM126 253V252H125ZM131 253V252H130ZM150 253V252H149ZM149 253H148V255H149ZM154 253H155V251H154ZM171 253L172 252H170V254H168V255H171ZM199 253H201V252H199ZM198 253V254H199ZM223 253V252H222ZM244 253H245V251H244ZM10 254V253H9ZM50 254V253H49ZM54 254V253H53ZM75 254V253H74ZM128 254V253H127ZM141 254V253H140ZM160 254V255H161ZM177 254V253H176ZM194 254V253H193ZM215 254V253H214ZM217 254V253H216ZM241 254V253H240ZM243 254V253H242ZM247 254V253H246ZM67 255V254H66ZM82 255H83V253H82ZM90 255V254H89ZM97 255V254H96ZM111 255V254H110ZM117 255V254H116ZM115 255V256H116ZM123 255V254H122ZM126 255V254H125ZM124 255V256H125ZM129 255V254H128ZM157 255H159V254H157ZM173 255H174V252H173ZM182 255V254H181ZM184 255V254H183ZM195 255V254H194ZM203 255V254H202ZM213 255V254H212ZM219 255V254H218ZM239 255V254H238ZM259 254H257V256H258ZM4 256H6V255H4ZM22 256V255H21ZM35 256V255H34ZM56 256V255H55ZM59 256V255H58ZM94 256V255H93ZM112 256V255H111ZM137 256V255H136ZM141 256V255H140ZM177 256V255H176ZM205 256H207L208 257V255H205ZM235 256H236V254H235ZM11 257V256H10ZM9 257V258H10ZM28 257V256H27ZM40 257V254H39V256H38V258ZM44 257V256H43ZM43 257L41 258V259H43ZM63 257L64 256H62V259H63ZM71 257V256H70ZM96 257V256H95ZM149 257V256H148ZM167 257V256H166ZM166 257H165V259H166ZM172 257V256H171ZM170 257V258H171ZM179 257H180V255H179ZM182 257V256H181ZM254 257H256V256H254ZM14 258H15V256H14ZM23 258V257H22ZM26 258V257H25ZM24 258V259H25ZM32 258V257H31ZM37 258V257H36ZM59 258H60V256H59ZM72 258V257H71ZM94 258V257H93ZM115 258V257H114ZM122 258H124V257H122ZM128 258H129V256H128ZM128 258H126L125 260H122V261H124V263H126V264H130L129 263V261L127 260ZM137 258V257H136ZM159 258V257H158ZM169 258V257H168ZM174 258V257H173ZM187 258H189V257H187ZM215 258H217L218 259V256L217 257H215ZM230 258V257H229ZM237 258V257H236ZM6 259V258H5ZM23 259V260H24ZM61 259V258H60ZM61 259V260H62ZM146 259V258H145ZM161 260H162V258H160ZM179 259V258H178ZM199 259H200V257H199ZM230 259H232V258H230ZM4 260V259H3ZM10 260V259H9ZM39 260V259H38ZM53 260V259H52ZM51 260V261H52ZM98 260V259H97ZM116 260H117V258H116ZM129 260H131L130 258H129ZM140 260V259H139ZM143 260V259H142ZM148 260V259H147ZM163 260H164V258H163ZM170 260V259H169ZM175 260V259H174ZM182 260V259H181ZM184 260V259H183ZM198 260V259H197ZM205 260V259H204ZM220 260V259H219ZM258 260H260V259H258ZM6 261V260H5ZM25 261V260H24ZM31 261V260H30ZM37 261V260H36ZM47 261V260H46ZM50 261V260H49ZM88 261H89V259H88ZM132 261H133V259H132ZM141 261V260H140ZM150 261V260H149ZM166 261H168V260H166ZM165 261V262H166ZM185 261V260H184ZM186 261H187V259H186ZM199 261V260H198ZM210 261V260H209ZM221 261H223V260H221ZM221 261H220V263H221ZM234 261L236 262V259H234ZM260 261H262V258H261V260ZM6 262H8V261H6ZM16 262V261H15ZM28 262V261H27ZM65 262V261H64ZM72 262V261H71ZM70 262V263H71ZM107 262V261H106ZM110 262V261H109ZM112 262H114V261H112ZM135 262H136V260H135ZM139 262V261H138ZM137 262V263H138ZM152 262V261H151ZM175 262H177V260L175 261ZM188 262V261H187ZM197 262V261H196ZM201 262V261H200ZM230 262H232V261H229L228 263H230ZM248 262V261H247ZM257 262V261H256ZM1 263H2V261H1ZM0 263V264H1ZM10 263V262H9ZM26 263V262H25ZM49 263V262H48ZM53 263V262H52ZM56 263V262H55ZM102 263V262H101ZM105 263V262H104ZM123 263V262H122ZM132 263H134V262H132ZM131 263V264H132ZM153 263V262H152ZM167 263V262H166ZM170 263V262H169ZM178 263H179V260H178ZM180 263H182V261L180 262ZM46 264H47V262H46ZM72 264V263H71ZM91 264V263H90ZM111 264V263H110ZM151 264V263H150ZM200 264V263H199ZM203 264V263H202ZM222 264V263H221ZM235 264V263H234ZM252 264V263H251Z\"/></svg>",
  "mask_w": 264,
  "mask_h": 264
}]
</instances>
